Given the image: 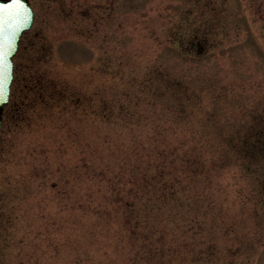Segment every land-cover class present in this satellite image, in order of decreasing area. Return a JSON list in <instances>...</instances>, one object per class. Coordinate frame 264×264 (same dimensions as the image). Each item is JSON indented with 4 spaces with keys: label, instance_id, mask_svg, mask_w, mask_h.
Masks as SVG:
<instances>
[{
    "label": "rangeland",
    "instance_id": "374dc122",
    "mask_svg": "<svg viewBox=\"0 0 264 264\" xmlns=\"http://www.w3.org/2000/svg\"><path fill=\"white\" fill-rule=\"evenodd\" d=\"M29 2L34 22L15 57L21 82L17 91L13 86L0 129V264H49V213L80 216L59 203L82 192L73 173L79 174L88 147L100 148L106 128L119 130L111 121L105 126L106 106L115 120L129 106V117L143 120L142 132L205 131L225 138V147L264 111V0ZM99 154L88 161L99 163ZM230 173L224 174L230 189L249 193L262 186L257 173L233 186ZM258 207L239 216L245 221L261 211V217L264 207ZM105 220L98 223L104 229ZM244 221L236 229L241 241H228V248L217 241L210 264H264V221L257 229ZM236 247L238 256L230 253ZM218 248L228 250L222 260ZM113 257L120 259L117 252Z\"/></svg>",
    "mask_w": 264,
    "mask_h": 264
},
{
    "label": "trees",
    "instance_id": "16d2710c",
    "mask_svg": "<svg viewBox=\"0 0 264 264\" xmlns=\"http://www.w3.org/2000/svg\"><path fill=\"white\" fill-rule=\"evenodd\" d=\"M176 101L183 111L184 104L179 98ZM120 109L124 114L115 120L112 107L103 108L105 126L111 121V127L119 130L113 133L106 128L98 138L100 148L88 147L90 152L79 159L83 162L79 174L73 173L82 180V192L71 203H59V208L78 211L80 216L74 221L67 215L69 221L49 213V264L71 253L78 256L73 264L91 259L94 264L212 263L217 241L227 248L228 241H241L236 229L244 220L239 214L264 207V165L257 161L264 159V111L233 146L225 147V138L205 131L190 136L142 132L143 120L129 117V106ZM92 154L101 155L99 163L88 161ZM229 172L233 186L256 173L262 186L253 185L249 193L241 186L230 189L224 175ZM260 212L244 218V223L259 228L264 221ZM78 218L84 226L81 233L76 230ZM101 218L106 219L105 229L98 224ZM65 224L70 226L68 231L63 229ZM217 231L220 239L214 235ZM239 250L236 247L230 253L238 256ZM96 252L101 256L98 261ZM115 252L120 256L117 262ZM227 252L220 249L219 256Z\"/></svg>",
    "mask_w": 264,
    "mask_h": 264
},
{
    "label": "water",
    "instance_id": "95a60500",
    "mask_svg": "<svg viewBox=\"0 0 264 264\" xmlns=\"http://www.w3.org/2000/svg\"><path fill=\"white\" fill-rule=\"evenodd\" d=\"M0 7L6 9L15 8L18 14L9 15L5 12L3 17V27H4V43L7 47V39L9 36L12 37V47L7 57L8 64L10 66L9 75L6 80L5 89L3 95H0V125H1V112L3 105H5L9 98V88L12 80V56L17 49V42L21 33L27 30L33 22V13L30 8L28 0H20L18 5L13 4V0H0ZM14 33V35H13Z\"/></svg>",
    "mask_w": 264,
    "mask_h": 264
},
{
    "label": "snow or ice",
    "instance_id": "6c2138e0",
    "mask_svg": "<svg viewBox=\"0 0 264 264\" xmlns=\"http://www.w3.org/2000/svg\"><path fill=\"white\" fill-rule=\"evenodd\" d=\"M19 3H20V0H13L14 5H18ZM5 12H8L9 15L18 14L15 8L6 9L4 7H0V95H3L6 80L9 75L10 66L8 64L7 57L12 47V37L11 36H9L7 39V47H5V43H4L3 17H4Z\"/></svg>",
    "mask_w": 264,
    "mask_h": 264
},
{
    "label": "flooded vegetation",
    "instance_id": "af4514ba",
    "mask_svg": "<svg viewBox=\"0 0 264 264\" xmlns=\"http://www.w3.org/2000/svg\"><path fill=\"white\" fill-rule=\"evenodd\" d=\"M21 37H20V40H21ZM20 40L18 42V49L12 58V63H13V83L12 84L13 86L15 85L14 91H17V87L18 85H20V82H21L20 75L18 76V73H19L18 66L15 64V57L17 56V53L19 52Z\"/></svg>",
    "mask_w": 264,
    "mask_h": 264
}]
</instances>
